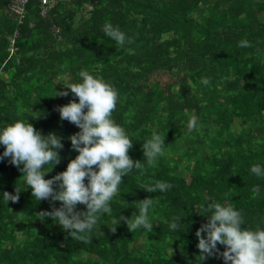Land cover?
<instances>
[{
	"label": "trees",
	"instance_id": "obj_1",
	"mask_svg": "<svg viewBox=\"0 0 264 264\" xmlns=\"http://www.w3.org/2000/svg\"><path fill=\"white\" fill-rule=\"evenodd\" d=\"M12 1L0 0V129L23 120L55 133L61 159L44 178L64 171L78 155L68 137L79 128L54 109L76 98L55 95L86 70L117 90L112 119L133 143L130 158L145 166L123 177L112 212L85 244L51 218L41 222L36 213L60 202L36 201L22 173L0 159V264H224L196 258L195 232L207 222L200 205L211 202L231 203L242 227L264 230V176L250 171L264 169V0H59L44 16L40 1L29 0L21 23ZM106 22L134 42L118 46L102 31ZM242 40L252 47H239ZM153 132L165 135L164 154L148 166L142 144ZM157 181L172 187L144 190ZM15 189L19 202L6 203L3 192ZM144 198L153 199L152 232L115 222L138 215ZM176 216L184 217L174 232Z\"/></svg>",
	"mask_w": 264,
	"mask_h": 264
},
{
	"label": "clouds",
	"instance_id": "obj_2",
	"mask_svg": "<svg viewBox=\"0 0 264 264\" xmlns=\"http://www.w3.org/2000/svg\"><path fill=\"white\" fill-rule=\"evenodd\" d=\"M102 31L120 47L134 42L110 22L102 26ZM238 46L252 47L247 40L240 41ZM78 75L80 82L69 83L64 87L66 90L55 95L68 96L70 92L76 98L54 109L61 120L79 128V132L68 137L72 150L78 155L67 163L66 169L50 179L44 178L60 163L58 150L63 148L61 138L55 133L42 135L23 120L0 129V145L4 146L0 159L8 158L11 165L22 173L21 177L36 201L60 202V206H53L51 211L36 213L41 222L51 218L71 238L90 244L91 233L97 229L101 215L112 212L110 201L118 194L123 177L133 170L144 169L145 165L130 158L128 153L133 143L125 129L112 119L118 100L115 87L86 70H81ZM202 83L208 85L209 80L205 78ZM196 124L197 118L193 116L188 121V131L192 132ZM164 141L165 135L153 132L151 138L142 144L143 157L148 166H153L157 158L164 154ZM46 165H50L47 171L44 170ZM250 171L258 177L264 176V169L259 165H253ZM143 187L146 192L155 193L157 190L165 192L172 185L157 181L154 185ZM20 192L19 189H15V194L5 191L2 196L6 203H18ZM252 193L256 198L260 193L259 186H254ZM77 205H84L86 210L78 211ZM152 206V198L139 200L138 215H133L131 219L119 216L114 218L115 222L124 221L129 232L140 228L152 232L153 225L148 217ZM200 210V215L206 216L207 222L195 232L198 261L216 256L222 258L224 264H264V230L257 228L253 231L242 227V214L231 203L202 204ZM183 217H174L168 228L177 232ZM115 230L116 227L111 232ZM217 245L224 246V250L221 252Z\"/></svg>",
	"mask_w": 264,
	"mask_h": 264
},
{
	"label": "built area",
	"instance_id": "obj_3",
	"mask_svg": "<svg viewBox=\"0 0 264 264\" xmlns=\"http://www.w3.org/2000/svg\"><path fill=\"white\" fill-rule=\"evenodd\" d=\"M29 0H13L10 4L9 8L17 15L18 22L21 23V21L25 17V5ZM40 1V15L44 16L48 13V11L53 8V6L57 3L59 0H39ZM15 33H17L15 31ZM53 33L55 36H58L59 38V29L53 28ZM13 43V40L11 41ZM13 48V47H12ZM11 51V48H10Z\"/></svg>",
	"mask_w": 264,
	"mask_h": 264
},
{
	"label": "rangeland",
	"instance_id": "obj_4",
	"mask_svg": "<svg viewBox=\"0 0 264 264\" xmlns=\"http://www.w3.org/2000/svg\"><path fill=\"white\" fill-rule=\"evenodd\" d=\"M162 79H164V77H163V78H161V80H162Z\"/></svg>",
	"mask_w": 264,
	"mask_h": 264
}]
</instances>
